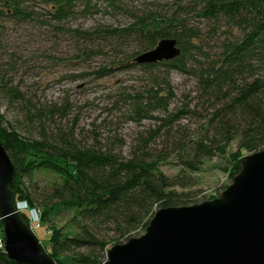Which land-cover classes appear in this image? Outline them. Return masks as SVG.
<instances>
[{"label": "trees", "instance_id": "1", "mask_svg": "<svg viewBox=\"0 0 264 264\" xmlns=\"http://www.w3.org/2000/svg\"><path fill=\"white\" fill-rule=\"evenodd\" d=\"M38 1L42 0H0V18L32 20V5ZM44 1L50 20L63 23L78 10L89 14L98 5L119 10L121 3L128 0ZM168 1L173 7L167 15L148 12L134 17L132 25L125 29H109L100 35L75 32L83 38L125 37L138 43L139 51L131 55L130 65L147 73L149 85L142 93L128 95L131 120H158L152 116L156 112L167 116L160 119L162 123L156 130L138 139L128 157L121 150L114 151V147H89L70 133L51 138L41 133L39 140L25 138L7 123L0 109V144L14 168L10 188L15 203L24 201L38 213L50 234L45 250L57 264H103L109 244L105 233L111 230L119 238L127 236L128 241L130 233L146 229L157 208L187 205L186 196L176 189L193 186L190 175L200 171L205 159L225 154L232 142L237 144L236 153L230 156L235 163L234 175L240 171L242 152L264 150V0ZM190 16L220 28L227 26L229 37L233 34L230 30L236 31L238 37L227 36L217 59L212 60L196 44L199 35L188 26ZM163 39L176 40L180 54L175 59L155 64L136 62L137 57ZM195 55L205 59L194 72L200 92L208 102L215 103L205 110L210 112L206 126L211 135L187 144L172 129L183 117L178 114L184 115L185 111L168 114L174 98L168 75L171 71L188 73V63ZM254 62L263 66L261 70L254 68ZM0 97L9 106L22 99L7 84H0ZM37 112L35 117L43 119ZM28 118L27 122L32 123L33 117ZM161 128H168L163 149L153 150L151 142ZM171 157L181 166L180 171L189 175L163 174L159 166ZM39 172H48L58 179L49 192L38 193L34 186L33 178ZM0 264L19 263L0 250Z\"/></svg>", "mask_w": 264, "mask_h": 264}, {"label": "rangeland", "instance_id": "2", "mask_svg": "<svg viewBox=\"0 0 264 264\" xmlns=\"http://www.w3.org/2000/svg\"><path fill=\"white\" fill-rule=\"evenodd\" d=\"M121 5L119 10L98 5L89 14L78 10L63 23H54L49 18L48 5L42 0L32 5L35 13L32 20L21 22L0 18V84H7L22 96L11 106L0 97V109L7 123L21 136L39 140L41 133L49 138L70 133L75 140L89 147L96 144L104 149L114 147V151L121 150L122 155L128 157L139 138L146 137L161 125L160 119L167 115L160 112L152 114L153 119L158 120L147 119L139 123L131 120L128 95L142 93L149 85L147 73L130 65L131 55L139 51L136 40L83 37L85 33L100 35L99 32L109 29H125L132 25L134 17L148 12L167 15L173 6L168 0H128ZM188 19V26L199 35L196 44L206 57L217 59L223 41L229 37L228 27L220 28L196 16ZM76 31L84 36H77ZM230 33L233 34L229 38L238 37L236 31L230 30ZM190 59L188 73L171 71L168 75L174 92L168 114L185 111L184 115L178 114L183 117L173 124L172 129L179 138H185L187 144L211 135L206 126L210 112L205 110L215 103L206 100L194 76L205 62L204 57L195 55ZM254 63V68L261 70L263 66ZM102 69L109 71L104 73ZM37 111L43 119L35 117ZM29 116L33 117L32 123L27 122ZM161 129L155 142H151L153 150L163 149V136L168 128ZM236 151L237 144L232 142L225 154L205 159L200 171L190 175L195 182L193 186L176 189L177 193L186 196L188 204L185 206L213 200L231 185L236 175L233 173L235 163L230 156ZM251 154L254 153H241L242 157ZM180 169L173 157L159 166L168 177L189 175ZM57 182L58 179L48 172H39L33 178L38 193L49 192ZM16 207L20 214L26 215L42 246L48 248L50 234L40 222L38 213L24 201H19ZM144 233L145 230L139 229L128 236L137 238ZM105 234L108 250L127 242V236L119 238L111 230Z\"/></svg>", "mask_w": 264, "mask_h": 264}, {"label": "water", "instance_id": "3", "mask_svg": "<svg viewBox=\"0 0 264 264\" xmlns=\"http://www.w3.org/2000/svg\"><path fill=\"white\" fill-rule=\"evenodd\" d=\"M176 40L163 39L136 58L171 61ZM241 168L219 197L156 211L145 233L111 247L103 264H264V150L240 159ZM14 168L0 144V226L4 253L19 264H57L16 208Z\"/></svg>", "mask_w": 264, "mask_h": 264}, {"label": "built area", "instance_id": "4", "mask_svg": "<svg viewBox=\"0 0 264 264\" xmlns=\"http://www.w3.org/2000/svg\"><path fill=\"white\" fill-rule=\"evenodd\" d=\"M4 245H5V240L4 237L2 235V232L0 233V250L4 251Z\"/></svg>", "mask_w": 264, "mask_h": 264}]
</instances>
